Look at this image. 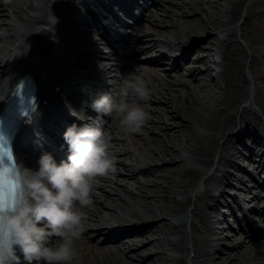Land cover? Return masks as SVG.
Wrapping results in <instances>:
<instances>
[{
	"label": "bare ground",
	"instance_id": "obj_1",
	"mask_svg": "<svg viewBox=\"0 0 264 264\" xmlns=\"http://www.w3.org/2000/svg\"><path fill=\"white\" fill-rule=\"evenodd\" d=\"M54 1L0 0V90L7 86L13 74L26 67V59L36 57L43 48L49 5L50 11L54 7L53 14L60 19L61 5L66 8L68 3L57 0L59 4L54 5ZM202 1L207 9L201 5L193 8L191 0L182 4L180 0H139L136 5L140 11L136 15H140L142 23L134 39L122 45L124 53L117 58L118 67H125L129 59L143 56L164 75L163 79L155 80L157 86L151 90L147 102L129 97L130 101L139 102L149 116L139 132L128 134L108 118L105 128L111 135L114 171L97 177L93 191L103 197L94 195L100 208L83 209L87 216L85 225H89L83 236L88 232L89 241L110 229L139 224L142 236L131 240L134 251L123 248V253L128 249L126 257L133 254L127 264H182L180 256L170 254L172 249L185 251L184 240L169 238L177 234L178 224L171 220L182 217L193 199L196 207L189 212L196 222L191 238L196 254L204 262L264 264L260 258L263 250L248 242L241 230L225 233L224 224L218 232L223 245L212 253L195 240L200 233L198 222L218 212L215 203L221 196L218 188L222 185H230L233 179L237 181L236 195L230 199L232 206L222 208L218 216L224 223L233 205L251 204L256 197L264 196L261 194L264 193V0H257L255 14L244 16L239 26V36L251 52L249 61L236 29L229 27L232 20L240 21L245 0ZM77 2L74 13H84L83 1ZM154 2V8H149ZM100 4L108 7L107 3ZM208 33L214 36L210 38ZM201 34L207 35L209 44L194 49V40L190 38ZM164 51L180 53V58L166 57ZM246 66L252 74V84L247 82ZM114 86L117 84L113 82L110 89ZM127 139H131L134 149ZM220 140L226 158L222 157V165L211 178L214 188L204 195L196 193L192 182L198 172L197 165L210 163L211 151L217 149ZM231 143L239 147L232 148ZM253 181L257 183L253 185ZM249 185L255 188L248 189ZM206 198L212 199L210 206ZM204 206L208 207L202 212ZM81 250L83 264H99ZM104 264L119 263L109 258Z\"/></svg>",
	"mask_w": 264,
	"mask_h": 264
},
{
	"label": "clouds",
	"instance_id": "obj_2",
	"mask_svg": "<svg viewBox=\"0 0 264 264\" xmlns=\"http://www.w3.org/2000/svg\"><path fill=\"white\" fill-rule=\"evenodd\" d=\"M58 23L49 5L46 31L54 32ZM151 94L143 76L129 72L115 94L101 93L91 100L89 107L97 116L87 118L90 123L67 127L63 133L69 153L66 163L58 165L45 153L35 170L16 163L14 155L12 162L0 165V176L16 185L14 195L0 191V241L11 235L35 264H83L78 245L85 231L83 209L92 202L97 177L115 167L104 117L128 134L137 133L149 116L129 97L147 102Z\"/></svg>",
	"mask_w": 264,
	"mask_h": 264
},
{
	"label": "rangeland",
	"instance_id": "obj_3",
	"mask_svg": "<svg viewBox=\"0 0 264 264\" xmlns=\"http://www.w3.org/2000/svg\"><path fill=\"white\" fill-rule=\"evenodd\" d=\"M184 1H186V3H187V1H190V0H184ZM191 1L192 2L194 1V4L192 6L193 8H197L198 9V7L201 5L202 7H204V9H207V6H205L206 3L203 2L202 0H191ZM197 2H199V3L197 4ZM180 3H183V0H180ZM252 5H253V0H246L245 3H244L243 9H242V15L243 14L244 15H249L248 12L251 10ZM185 9L187 10V6H185ZM211 9L214 10V11L216 10V8L215 9L211 8ZM234 22H236V19L232 20V23L230 24V27L233 28V26L235 25ZM238 31H239V27H238ZM213 36H214V34L208 33V37L211 38ZM206 37H207V35H203V34H201V36H199V37L192 36L191 37L192 39H196V42H195V45H194V49L195 48L197 49V47L202 46V45H207L208 46L209 41H208V39ZM239 41L242 44L246 45V47H247V44L245 43V41L243 39L240 38ZM206 50H207V48H206ZM206 50L204 49L202 52H204V54H205ZM245 72H246L247 80L251 82L252 79H253L251 72H249L248 70H246ZM243 84H245V82ZM131 148L134 149L135 147H133V145H131ZM134 154H136V153H134Z\"/></svg>",
	"mask_w": 264,
	"mask_h": 264
},
{
	"label": "snow or ice",
	"instance_id": "obj_4",
	"mask_svg": "<svg viewBox=\"0 0 264 264\" xmlns=\"http://www.w3.org/2000/svg\"><path fill=\"white\" fill-rule=\"evenodd\" d=\"M13 154L7 140L0 135V165H3L5 161L12 162ZM16 185L0 176V191H6L10 196L14 195Z\"/></svg>",
	"mask_w": 264,
	"mask_h": 264
}]
</instances>
